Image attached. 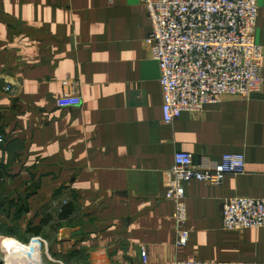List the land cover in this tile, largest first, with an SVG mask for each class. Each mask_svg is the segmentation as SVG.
Returning a JSON list of instances; mask_svg holds the SVG:
<instances>
[{"label":"crops","instance_id":"obj_1","mask_svg":"<svg viewBox=\"0 0 264 264\" xmlns=\"http://www.w3.org/2000/svg\"><path fill=\"white\" fill-rule=\"evenodd\" d=\"M258 4L264 47V0ZM151 31L140 0H0V198L6 216L19 208L31 235L4 243L1 264L13 252L23 264H264V227L222 226L226 199L264 198V84L248 99L223 96L165 123ZM75 90L83 103L58 107ZM177 151L196 163L246 157V172L221 185L185 184L186 246L177 245L175 203L165 196ZM67 204L73 210L62 220ZM48 230L50 256L33 261Z\"/></svg>","mask_w":264,"mask_h":264},{"label":"built area","instance_id":"obj_2","mask_svg":"<svg viewBox=\"0 0 264 264\" xmlns=\"http://www.w3.org/2000/svg\"><path fill=\"white\" fill-rule=\"evenodd\" d=\"M152 31L146 38L158 62L165 123L186 112H199L223 96L248 99L264 84V47L256 41L258 0H140ZM6 90H11L10 86ZM78 90L58 99L60 108L80 106ZM0 135V143L4 142ZM246 172L242 153H226L219 161L196 163L188 151H177L166 182V198L175 203L178 246L190 239L185 184L198 180L221 185L229 174ZM222 226L242 231L264 227V198L236 196L223 203ZM40 245L31 257H39ZM144 263L149 255L142 248ZM34 264V263H33ZM36 264V263H35ZM174 264H231L187 260Z\"/></svg>","mask_w":264,"mask_h":264},{"label":"rangeland","instance_id":"obj_3","mask_svg":"<svg viewBox=\"0 0 264 264\" xmlns=\"http://www.w3.org/2000/svg\"><path fill=\"white\" fill-rule=\"evenodd\" d=\"M0 191V195H2V190L0 189ZM3 208L4 206L1 203L0 198V259L5 258L8 255L7 250L2 247L4 243L9 244V240H12L14 238L22 242H29L31 240L30 233L25 230L26 227L20 220L18 212L19 208H17V211L15 212V215L12 218L6 216L7 214L6 212L4 213ZM33 220L34 219H32V221H30L29 223L27 222L29 227L35 226V222ZM58 226L59 225L55 223L54 229L58 228ZM45 236H49V238H52V232L48 230L44 233V245L39 249V255H42L43 257L50 256L51 253V249L45 246ZM23 260L24 259L21 256H14L13 258H11V264H23ZM45 264L47 263L45 262Z\"/></svg>","mask_w":264,"mask_h":264},{"label":"trees","instance_id":"obj_4","mask_svg":"<svg viewBox=\"0 0 264 264\" xmlns=\"http://www.w3.org/2000/svg\"><path fill=\"white\" fill-rule=\"evenodd\" d=\"M2 178H3V171L0 169V182H1ZM72 210H73V208H72L71 205H69V204L65 205L63 207L62 213L60 214V219H62V220L66 219L68 217V215L72 213ZM49 221H50V217L44 218L42 220V222H41V225L45 226V225H47L49 223ZM35 232L36 233H40L41 232V228L39 227V229H37Z\"/></svg>","mask_w":264,"mask_h":264},{"label":"bare ground","instance_id":"obj_5","mask_svg":"<svg viewBox=\"0 0 264 264\" xmlns=\"http://www.w3.org/2000/svg\"><path fill=\"white\" fill-rule=\"evenodd\" d=\"M16 252H13V253H11V257H13V256H15L16 254H15ZM25 253V252H24ZM14 254V255H13ZM21 254V253H20ZM19 256V255H18ZM22 256V255H21ZM25 257V256H24Z\"/></svg>","mask_w":264,"mask_h":264}]
</instances>
